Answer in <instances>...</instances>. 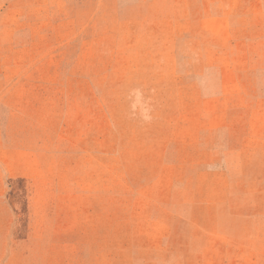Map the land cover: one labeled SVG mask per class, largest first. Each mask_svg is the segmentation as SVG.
<instances>
[{"label": "rangeland", "instance_id": "1", "mask_svg": "<svg viewBox=\"0 0 264 264\" xmlns=\"http://www.w3.org/2000/svg\"><path fill=\"white\" fill-rule=\"evenodd\" d=\"M0 264H264V0H0Z\"/></svg>", "mask_w": 264, "mask_h": 264}]
</instances>
